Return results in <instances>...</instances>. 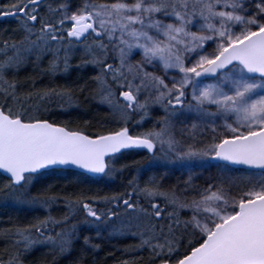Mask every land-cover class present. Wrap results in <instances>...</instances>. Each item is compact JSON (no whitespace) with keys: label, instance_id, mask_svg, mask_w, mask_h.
I'll use <instances>...</instances> for the list:
<instances>
[{"label":"snow or ice","instance_id":"snow-or-ice-1","mask_svg":"<svg viewBox=\"0 0 264 264\" xmlns=\"http://www.w3.org/2000/svg\"><path fill=\"white\" fill-rule=\"evenodd\" d=\"M3 24L0 264H264V0H6Z\"/></svg>","mask_w":264,"mask_h":264},{"label":"trees","instance_id":"trees-1","mask_svg":"<svg viewBox=\"0 0 264 264\" xmlns=\"http://www.w3.org/2000/svg\"><path fill=\"white\" fill-rule=\"evenodd\" d=\"M0 2H6V0H0ZM0 26L7 27L6 24L0 25ZM134 159H135V160H140L141 158H140L139 156H137V157H135ZM130 162H131V161H130ZM116 183L119 184L120 181L117 180ZM15 215H16L15 213H5L4 211L0 210V226L6 224V223L9 221L10 217L14 218ZM27 219H30V217L27 218ZM23 222L26 223V220H24ZM118 246H119V245H118ZM104 254H106V253H102V255H104ZM36 255L39 256L40 253H37Z\"/></svg>","mask_w":264,"mask_h":264}]
</instances>
